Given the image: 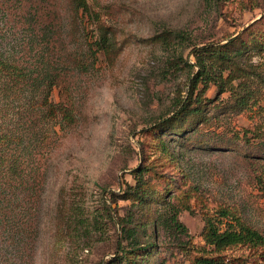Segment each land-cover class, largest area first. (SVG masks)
<instances>
[{"label": "rangeland", "instance_id": "obj_1", "mask_svg": "<svg viewBox=\"0 0 264 264\" xmlns=\"http://www.w3.org/2000/svg\"><path fill=\"white\" fill-rule=\"evenodd\" d=\"M87 1L92 14L80 12L75 24L69 0H0L1 50L33 67L37 50L48 45L57 69L71 74L76 119L69 124L58 116L46 126L55 143L42 148L40 176L28 167L26 184L34 178L37 184L28 194V223L14 235L18 251L7 231L8 210L2 209L0 264H120L125 250L154 239L157 246L142 264H192L178 243L191 239L204 246L209 217L229 228L233 221L219 216L221 206L264 235V182L258 178L264 179V159L255 150L264 136L253 132L264 133V50L245 56L230 88L198 82L194 97L199 92L207 103L206 118L185 139L166 134L167 156L155 152L158 132L152 130L189 96L199 71L196 48L243 33L264 17V0ZM100 25L109 28V52L98 45ZM169 31L163 42L159 37ZM229 75V69L223 72ZM59 93L55 87L50 100L59 102ZM148 160L166 175L151 177L152 185L164 194L171 183L166 199L181 208L190 236L156 229L152 218L165 202L154 201L144 212L129 196L133 169ZM190 189L185 206L183 193ZM127 218L138 242L122 230ZM147 219L148 225L140 224ZM251 251L245 245L227 252Z\"/></svg>", "mask_w": 264, "mask_h": 264}, {"label": "trees", "instance_id": "obj_2", "mask_svg": "<svg viewBox=\"0 0 264 264\" xmlns=\"http://www.w3.org/2000/svg\"><path fill=\"white\" fill-rule=\"evenodd\" d=\"M73 13L74 23L77 24L79 13L92 14L87 0H69ZM97 16V15H96ZM264 17L246 28L243 33L230 39L226 43L216 45H206L196 48L195 58L199 66V71L194 79L189 96L182 99L175 113L160 121L152 130L158 132L157 138L153 143L159 152L158 156H167L169 151V140L166 134L171 135V140L177 136L185 139L186 134L193 130L198 123L205 120L207 103L202 99L201 94L197 93L194 97V89L198 82H204L208 86L209 82L214 81L223 90L227 85L232 84V73L238 70L246 55L252 51L261 52L264 50ZM262 25V26H261ZM100 38L98 45L105 52L112 48V40L109 36V28L100 25ZM175 36L184 39V33L174 32ZM171 31L162 35L161 40L168 42ZM42 44V43H41ZM48 45L37 50L33 56L34 66H24L17 63L14 57L6 54L0 47V214L2 209L8 210L6 214L7 231L13 240V246L22 234L18 228L24 227L28 223L29 210H33L31 194L36 189V178L32 180L31 186L27 185L28 167L37 169L40 174V163L43 157L42 148L50 143H55L54 135L51 136L46 128L61 116L69 124L75 123L74 114V90L70 75L65 69H57L53 60L52 53L47 52ZM75 61V59L73 58ZM72 60V61H73ZM87 63L77 65L79 68L87 67ZM230 70L229 77L224 78L223 72ZM57 87L60 89V101L50 100L52 90ZM248 131V130H247ZM254 135L261 138L263 132L254 130ZM56 135L57 131L53 130ZM246 135V133H245ZM246 137V136H244ZM243 137V139H244ZM250 142V138L246 137ZM264 142V141H263ZM255 150L264 159V143L256 146ZM44 159H47L44 157ZM47 170L44 174L47 176ZM135 185L129 191V196L145 212V208L150 207L154 201H163L166 205L164 211L160 212L153 220L158 229L164 231H176L190 236L187 226L180 220L181 208L166 199V194L171 191V183L166 187V193L162 194L157 187L152 185L151 177L165 178L163 171L158 169V165L152 161H145L139 167L133 169ZM260 182H264L262 177H258ZM31 190V192H29ZM190 189L183 193L185 206L190 198ZM30 194V198L29 195ZM26 196V197H25ZM149 209V208H148ZM219 216L230 218L229 228L222 230L218 223L212 218H207L202 232L205 241L204 246H195L191 239L179 242L190 256L192 264H264V235L251 226L246 220L238 215L229 206H221L217 210ZM32 211V215H34ZM127 227L123 225V231L131 240L137 239L136 226L130 225V218L125 219ZM23 222H26L25 224ZM149 220L142 221L140 224L148 225ZM0 223L3 219L0 218ZM22 225V226H21ZM255 249L247 254H228V249L233 247L245 246ZM19 243L15 247L18 251ZM156 240H151L143 247L134 245L131 249L125 250L121 257L122 264H142L144 254L156 248ZM261 248V252L258 250ZM120 263V264H121Z\"/></svg>", "mask_w": 264, "mask_h": 264}]
</instances>
